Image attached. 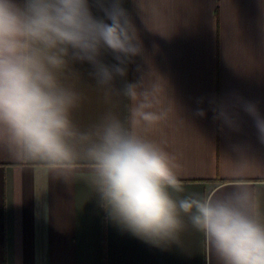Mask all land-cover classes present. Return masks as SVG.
<instances>
[{"label":"crops","instance_id":"0c3cea01","mask_svg":"<svg viewBox=\"0 0 264 264\" xmlns=\"http://www.w3.org/2000/svg\"><path fill=\"white\" fill-rule=\"evenodd\" d=\"M89 3L106 19L110 0ZM119 3L140 54L116 59L101 49L95 65L69 54L54 70L79 96L75 129L95 133L108 116L128 128L146 96L165 119L136 131L175 157L185 191L173 195L222 196L244 182L264 217V0ZM101 64L112 74L107 84L99 83ZM127 84L135 100L124 94ZM182 220L178 243H147L108 216L85 170L61 174L0 150V264H219L203 234Z\"/></svg>","mask_w":264,"mask_h":264},{"label":"clouds","instance_id":"9594fccd","mask_svg":"<svg viewBox=\"0 0 264 264\" xmlns=\"http://www.w3.org/2000/svg\"><path fill=\"white\" fill-rule=\"evenodd\" d=\"M110 4L101 19L89 0H0V150L61 174L85 170L108 216L147 243H178L186 216L219 264H264V217L246 183L222 196L173 195L185 191L175 157L136 131L165 119L146 96L128 128L108 116L95 133L75 129L70 112L79 96L61 86L54 70L69 54L95 65L101 49L116 59L142 51L119 0ZM99 73L100 84L112 79L106 65ZM124 94L135 100V85ZM258 128L264 134V123Z\"/></svg>","mask_w":264,"mask_h":264}]
</instances>
